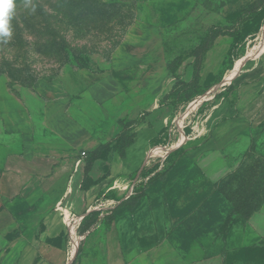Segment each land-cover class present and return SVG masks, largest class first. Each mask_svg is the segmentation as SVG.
I'll return each instance as SVG.
<instances>
[{
    "label": "crops",
    "instance_id": "1",
    "mask_svg": "<svg viewBox=\"0 0 264 264\" xmlns=\"http://www.w3.org/2000/svg\"><path fill=\"white\" fill-rule=\"evenodd\" d=\"M168 5L167 14L176 22L196 2L168 0ZM166 11L153 20L143 14L144 32L115 51L105 74L69 71L42 80L34 94L42 103L40 123L27 101L0 82V118L9 135L20 137L22 147L21 155L8 161L2 194L26 202L36 183L35 219L42 223L34 237L13 240L0 264H71L79 223L103 209L111 218L104 264H229L239 247L264 243V210L245 226L223 233L222 217L228 213L216 190L217 176L207 175L201 165L264 109V44L262 61L245 77L252 84L249 96H259L256 101L243 112L225 98L217 101L204 120L205 129L213 132L209 140L172 164L163 179L142 177L158 148L172 150L166 146L172 142L168 128L176 109L162 103L168 92L156 84L160 53L153 52L162 44L160 28L171 24L165 23ZM143 76L150 78L147 84H142ZM126 124L134 141L121 154L113 147ZM104 145H110L106 157L95 160L87 173L89 154ZM1 219H9V225L14 221L10 214Z\"/></svg>",
    "mask_w": 264,
    "mask_h": 264
},
{
    "label": "rangeland",
    "instance_id": "2",
    "mask_svg": "<svg viewBox=\"0 0 264 264\" xmlns=\"http://www.w3.org/2000/svg\"><path fill=\"white\" fill-rule=\"evenodd\" d=\"M100 1L109 5L56 9L52 0L15 3L12 37L7 43L0 41V82L7 83L27 101L38 123L42 103L34 94L42 80H54L69 71L105 74L115 51L130 36L144 32L143 14L153 20L167 10L165 23L173 20L167 14L168 0ZM195 2L184 19L160 28L162 44L153 48V52L159 49L160 53L156 84L168 92L163 103H172L176 111L168 128L172 142L166 146L172 150L167 153L158 148V154L149 159L142 176L147 181L163 179L172 164L209 140L213 132L205 129L204 120L214 103L225 98L243 112L259 97L249 96L247 89L252 84L245 77L263 58L264 0H241L234 5L228 0ZM218 69L216 75L205 79L208 72ZM149 80L141 78L142 84ZM241 128L238 127L234 140L209 152L201 161L207 175L217 176L216 190L228 213L222 217V231L226 234L233 227L245 226L264 210V109ZM21 153L20 137L9 135L0 118V255L13 240L32 238L42 227L40 220L35 219L36 183L28 203L20 196L9 199L2 194V176L8 161ZM245 201L259 203L249 217L241 216L232 205ZM109 212L96 210L86 222L79 223L72 242V264L105 263ZM5 214L13 217L12 225L9 219H1ZM240 248L229 264H264V243L254 249Z\"/></svg>",
    "mask_w": 264,
    "mask_h": 264
},
{
    "label": "trees",
    "instance_id": "3",
    "mask_svg": "<svg viewBox=\"0 0 264 264\" xmlns=\"http://www.w3.org/2000/svg\"><path fill=\"white\" fill-rule=\"evenodd\" d=\"M25 1L26 0H15V3H21V2H25ZM36 1H38V0H36ZM239 1H241V0H228V4L234 5V4H237ZM51 5H52L53 8H56V9H60V8H63V7H76V6H82V7L86 6L87 8H91L92 6L98 7L97 5H99V7L100 6L104 7L106 5H109V3H103L100 0H52V4ZM94 8H92L94 13L95 12L98 13V9H94ZM225 59H226V57H225ZM225 59L223 61L222 66L224 65V63L226 61ZM172 70L175 72L176 68H172ZM212 75H216V74H210L205 79L207 80ZM167 96H168V94L165 96L163 101L167 98ZM168 104L173 105L172 103H168ZM129 125L130 124H126L125 130L118 137L117 142H116L115 146L113 147L115 150L121 152V154H124L125 149L129 145H131L133 143V141H134V135L131 133ZM109 148H110V145H104L101 148H99V149H97V150H95V151H93V152H91L89 154L88 163H87V167H86L87 173L90 170L91 165H92V163L95 160L106 157V154H107ZM232 205H234L233 207H235V209L237 210V213L239 211L241 216H244V217L251 216L257 210V208L259 207V203L252 202V201H245L243 203H233ZM90 216L85 218L84 222H86L89 219Z\"/></svg>",
    "mask_w": 264,
    "mask_h": 264
},
{
    "label": "clouds",
    "instance_id": "4",
    "mask_svg": "<svg viewBox=\"0 0 264 264\" xmlns=\"http://www.w3.org/2000/svg\"><path fill=\"white\" fill-rule=\"evenodd\" d=\"M15 8V0H0V41L4 43H7L13 34L11 20Z\"/></svg>",
    "mask_w": 264,
    "mask_h": 264
},
{
    "label": "built area",
    "instance_id": "5",
    "mask_svg": "<svg viewBox=\"0 0 264 264\" xmlns=\"http://www.w3.org/2000/svg\"><path fill=\"white\" fill-rule=\"evenodd\" d=\"M86 153L84 152L83 155H85Z\"/></svg>",
    "mask_w": 264,
    "mask_h": 264
},
{
    "label": "water",
    "instance_id": "6",
    "mask_svg": "<svg viewBox=\"0 0 264 264\" xmlns=\"http://www.w3.org/2000/svg\"><path fill=\"white\" fill-rule=\"evenodd\" d=\"M75 253H76V252H75ZM74 259H75V257H74ZM73 261H74V260H73ZM73 261H72V262H73ZM71 264H72V263H71Z\"/></svg>",
    "mask_w": 264,
    "mask_h": 264
}]
</instances>
